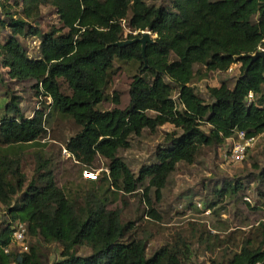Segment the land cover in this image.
<instances>
[{
    "label": "trees",
    "instance_id": "16d2710c",
    "mask_svg": "<svg viewBox=\"0 0 264 264\" xmlns=\"http://www.w3.org/2000/svg\"><path fill=\"white\" fill-rule=\"evenodd\" d=\"M43 7L57 17L47 31L35 24ZM145 30L156 35L145 50L146 67L139 42L113 45ZM30 38L37 42L34 55L27 49ZM260 50L264 0H0V65L9 79L28 82L43 103L49 99L26 115L21 96L7 87L0 107V145L37 142L54 114L69 116L77 126L63 142L70 157L86 169L103 158L108 186L132 193L146 181L144 196L153 189L158 200L177 164H192L201 147L222 144L236 131L247 136L264 132V63L261 58L250 62ZM237 63L233 85L207 86L208 99L192 84L195 65L204 78ZM117 64L134 71L124 106L119 93L108 95ZM107 101L114 106L101 109ZM165 124L174 130L157 146L154 161L135 174L119 150L130 146L131 136ZM206 125L207 132L202 129ZM252 166L249 175L264 204V165ZM247 182L225 180L216 196L237 193ZM101 196L89 185L80 201L69 197L55 180L51 158L37 155L27 176L20 156L0 155V205L6 217L0 227V264H193L192 234L146 256V241L131 235V222L123 223L120 210L107 208ZM147 213L158 218L152 207ZM16 220L25 224L26 240L57 244L58 258L43 260L34 241L26 251L6 252L10 224ZM255 230L256 240L247 236L237 250L219 252L210 264H264V222ZM207 240V251L221 247L219 235ZM81 246L90 253L79 255Z\"/></svg>",
    "mask_w": 264,
    "mask_h": 264
},
{
    "label": "rangeland",
    "instance_id": "374dc122",
    "mask_svg": "<svg viewBox=\"0 0 264 264\" xmlns=\"http://www.w3.org/2000/svg\"><path fill=\"white\" fill-rule=\"evenodd\" d=\"M56 23L57 17L53 10L44 7L41 18L35 22L43 31H47L50 25ZM155 36L151 33V38L154 39ZM35 39L30 38L27 42L30 55L36 53ZM239 66L237 63L231 72H210L203 78L201 75L203 69L195 65L192 84L202 97L208 99L207 86H219L222 82L232 86L239 73ZM113 70L115 73L108 84V95L110 97L114 91L119 93L121 105L124 106L128 101V86L134 71L127 64H117ZM7 87L9 92L21 96V106L26 109V115L34 108L42 107L49 102L48 99V102L43 103L45 99L36 96L29 88L28 82L9 79L5 69L0 65V107L6 99L3 92ZM63 87L65 88V85ZM113 106L111 101H107L103 102L100 108L108 110ZM45 126L46 134L39 141L0 145V155L20 156L27 176L33 173L37 155L51 158L54 162L55 180L69 197H76L79 200L89 185L96 187L102 192L101 199L106 202L107 208L120 210L123 223L131 222V235L134 234L135 237L146 241V256L163 244L181 242L179 237L185 239L192 234L191 262L210 264L211 258L219 256V252L237 250L247 236L256 240L255 227L259 222H264V204H261L256 196L254 190L256 183L249 174L254 170L253 162L264 165V136L257 139L240 162L229 161L225 156L231 144L227 140L222 144L201 147L192 164L184 162L177 164L167 178L160 199L156 200L153 189L148 190L147 197L144 196L146 181L132 193L116 191L108 186V182L103 179V176L108 174V169L104 159L100 157L91 167L97 173L96 177L85 178L82 172L85 167L70 157L63 147L64 140L77 131L71 117L54 114ZM202 129L207 132L208 125ZM173 130L170 124L160 126L155 132L146 129L139 136H131L130 146L127 149H120L118 155L136 174L141 165L154 161L157 146ZM236 177L245 183L250 182L237 193L229 192L224 196H216L215 190L221 188L225 180L232 181ZM245 197L250 201H246ZM151 207L158 218L155 219L147 213ZM5 223L4 208L0 205V227ZM214 235H219L221 247L213 252L207 251L204 249L207 239ZM262 240L264 250V237ZM33 241L42 252L43 260L52 262L58 258L60 247L57 244H46L39 238L28 237L29 247ZM18 247L12 245L10 250L16 251ZM76 252L79 255L90 253L84 246L77 248Z\"/></svg>",
    "mask_w": 264,
    "mask_h": 264
},
{
    "label": "built area",
    "instance_id": "2783aa9c",
    "mask_svg": "<svg viewBox=\"0 0 264 264\" xmlns=\"http://www.w3.org/2000/svg\"><path fill=\"white\" fill-rule=\"evenodd\" d=\"M235 65H232L227 72H231ZM247 101L250 102L252 99V93L250 92L247 96ZM260 136H264V132L256 136H247L244 131H236L234 135L229 137L227 141L231 142L229 151L225 154L227 159L232 162L242 161L249 149L256 143ZM83 176L87 179H94L97 173L93 169L82 170ZM246 201H250L248 197H245ZM11 246L17 245L21 250H28V242L26 240V226L23 222L16 220L11 222ZM10 247L5 249L6 252L10 251Z\"/></svg>",
    "mask_w": 264,
    "mask_h": 264
},
{
    "label": "water",
    "instance_id": "95a60500",
    "mask_svg": "<svg viewBox=\"0 0 264 264\" xmlns=\"http://www.w3.org/2000/svg\"><path fill=\"white\" fill-rule=\"evenodd\" d=\"M133 42H139L140 43V45H141V56H142L143 61H144V67H146L147 66L146 58H145L146 47L148 44H153L155 42L154 39L151 38V32L148 30L142 31L140 37H137V38L132 39V40H118L113 45L117 46V47H124L127 44H130ZM258 58H261L262 63H264V51L263 50L257 51L253 55H251L250 62L257 60Z\"/></svg>",
    "mask_w": 264,
    "mask_h": 264
}]
</instances>
